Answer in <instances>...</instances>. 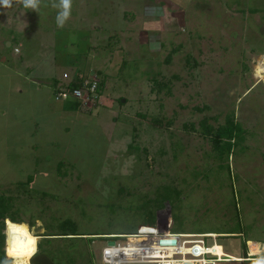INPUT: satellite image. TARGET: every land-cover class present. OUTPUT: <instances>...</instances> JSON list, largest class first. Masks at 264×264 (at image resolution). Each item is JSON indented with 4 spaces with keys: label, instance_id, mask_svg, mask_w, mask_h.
<instances>
[{
    "label": "rangeland",
    "instance_id": "374dc122",
    "mask_svg": "<svg viewBox=\"0 0 264 264\" xmlns=\"http://www.w3.org/2000/svg\"><path fill=\"white\" fill-rule=\"evenodd\" d=\"M53 3L0 7V190H21L12 215H40L31 228L5 220V257L6 221L37 243L47 222L86 233L68 236L143 232L167 203L173 232L239 231L203 237L234 256L245 239L258 240L249 252L264 243V0H72L63 27ZM51 70L61 83L95 71L102 92L87 107H96L50 119L34 92L51 99L52 89L34 77L46 82ZM228 113L243 139L218 160L209 138L183 124ZM84 238L57 241L64 264H104L108 239L94 238L88 255Z\"/></svg>",
    "mask_w": 264,
    "mask_h": 264
},
{
    "label": "trees",
    "instance_id": "16d2710c",
    "mask_svg": "<svg viewBox=\"0 0 264 264\" xmlns=\"http://www.w3.org/2000/svg\"><path fill=\"white\" fill-rule=\"evenodd\" d=\"M253 12H255V9L253 10ZM180 47V46H179ZM175 51V50H174ZM55 57V62L57 61V57ZM189 57V55H188ZM187 57V60L189 61L190 58ZM196 64V61H193V63L191 64L192 66H194ZM55 65V64H54ZM245 66V64H243V67ZM54 73V72H53ZM52 73L51 70V74L48 77V81H51V89H52V98H56L60 101H62L63 103V107L62 110H64L65 112H72V111H82L85 110L86 108H88L87 106H84L81 102L80 99H76L71 95H67L65 97H56L57 93L60 92L61 89H64L67 92H70L73 88H77L79 87L83 81L87 80H92V78L90 77L91 74H84V73H80L77 70L74 72V74L72 75H68L71 76V80H68L65 83H61L60 80L54 76V74ZM67 73V72H66ZM91 73V72H90ZM74 77V79H73ZM35 79H37V81L39 82L40 85H42L43 83L45 84L46 82L43 81L42 79H40V76H35ZM51 78V80H50ZM67 78V77H66ZM94 79H97V86L95 89V93L96 94H100L101 91V80L97 77L95 71H94ZM40 80V81H39ZM36 84V83H35ZM202 106H194V109L198 110V111H203L205 109H211V106L207 103L205 104H201ZM94 106L89 107L88 111H91ZM209 117H211V119H217L218 115H212V116H208V118L206 116L198 119L196 122L194 121H190L187 123H184V127L185 128H189L191 130H198L200 131V134L205 137V138H209V141L211 143V147L212 150L214 152V156L216 159L218 160H227L228 157L230 156L231 153H233V151L236 148V144L239 140L243 139V127L240 125V123L238 121H236L234 119V116L231 113L226 114L224 122L222 123H217L216 125L212 124L211 122H208ZM197 125V126H195ZM162 151V150H161ZM163 152V151H162ZM220 168H224L226 167L227 170L229 171L228 168V164L223 165V164H219ZM27 182H30V178H28ZM21 193V190H14L11 188H7L4 189L3 191L0 190V261L4 260L5 257V235H4V226H5V220L6 219H10L12 222H16V223H26L27 226L29 228L36 226V221H40V215L36 214V215H31L33 219L30 218V220H24L21 217H16L14 215H12L9 212V209L11 207V203L12 200L14 198V195H16V193ZM176 192L179 193V190H176ZM13 207V206H12ZM42 217V216H41ZM49 223H45L46 227H44V232L39 233L38 235L41 236L40 240L38 241L36 247H37V251L35 253V255H33L30 258V264H64V251L67 245H63L62 243L59 244L57 241L59 240H72V239H82L84 238L86 247H87V253L88 255L93 254L91 251V246L90 243L93 241L94 238H99V239H110L107 236L104 235H97V236H68V235H86V233H77V232H55L52 229H50L47 225ZM51 225V224H50ZM148 226H153V224H148ZM210 232H214V231H195L193 233H210ZM216 233H239V231H234V230H230V231H219ZM94 234H103V233H94ZM89 235V234H88ZM224 235V234H222ZM233 235V234H232ZM235 235H239V234H235ZM221 236V235H218ZM217 236V237H218ZM248 240H254V239H245L242 242V246H241V252L240 255L238 256H234V257H238L241 261V259H243V261H248L250 262L251 259H249V255H248V246H247V241ZM254 241H258V240H254ZM71 242V241H70ZM72 243V242H71ZM219 244V243H216ZM226 253V252H225ZM228 254V253H227ZM230 255V254H229ZM226 257V256H225ZM13 261H15V259H13Z\"/></svg>",
    "mask_w": 264,
    "mask_h": 264
},
{
    "label": "built area",
    "instance_id": "2783aa9c",
    "mask_svg": "<svg viewBox=\"0 0 264 264\" xmlns=\"http://www.w3.org/2000/svg\"><path fill=\"white\" fill-rule=\"evenodd\" d=\"M64 76L66 77L67 73H64ZM97 81L94 78L87 79L70 92L61 89L56 97L71 95L80 99L84 106L88 103L92 105L94 100L100 97V94L95 93ZM165 217L166 220L157 217L151 231L104 235L112 239L114 243L107 244L106 241V244L102 246L101 261L104 264H196V262L213 264L211 257L217 260L225 256L232 257L226 253L216 254L212 250L215 243L205 245L203 237L209 236L214 239L218 236L217 234L211 236L209 233L173 232L170 230L171 218L168 215ZM118 238L122 240H117Z\"/></svg>",
    "mask_w": 264,
    "mask_h": 264
},
{
    "label": "clouds",
    "instance_id": "9594fccd",
    "mask_svg": "<svg viewBox=\"0 0 264 264\" xmlns=\"http://www.w3.org/2000/svg\"><path fill=\"white\" fill-rule=\"evenodd\" d=\"M16 2L22 4L24 8H30L34 11L38 10L40 5V0H16ZM12 4L13 0H0V7L2 8L11 7ZM52 6L60 9V11L57 12L56 24L57 27H63L71 15L72 0H58V3H53ZM6 223L9 225L13 235L11 245L6 249V258L0 261V264H10L9 257L16 259L17 264H27V261L35 255L37 251L36 245L38 238L29 233L26 225H17L10 221H6ZM249 257H254L251 259V264H264V250L259 246L250 249ZM223 258L232 259V257L228 256Z\"/></svg>",
    "mask_w": 264,
    "mask_h": 264
},
{
    "label": "crops",
    "instance_id": "0c3cea01",
    "mask_svg": "<svg viewBox=\"0 0 264 264\" xmlns=\"http://www.w3.org/2000/svg\"><path fill=\"white\" fill-rule=\"evenodd\" d=\"M8 44H11V42H8ZM1 62H2V64H4L3 63V61L1 60ZM49 74H51V71H50V73ZM50 81H47L46 82V84H44V85H46L47 86V88L48 89H51L49 86H50ZM34 87V86H33ZM1 88H2V86H1ZM0 88V91L1 90H3V89H1ZM34 88H36V87H34ZM41 91V90H40ZM45 91V90H44ZM20 92H21V90H20ZM35 94H34V96H35V100H38L39 101V103L40 104H43V106H47V108L49 109H51V110H53L52 112L55 114V116H54V114L52 115V118H50V119H59V117L60 116H62L63 115V113L65 112L64 110H62V107H63V103H62V101H60V102H58L57 100H54L53 98H52V96H50L51 97V99H49V97L48 96H46L45 95V93L42 91V92H39V93H37V90H35V92H34ZM32 95V94H31ZM34 100V101H35ZM53 101H55V102H58V103H56V104H54L55 102H53ZM53 102V103H52ZM60 103V104H59ZM69 113H76V112H69ZM10 220V219H9ZM11 221V220H10ZM24 224H26V223H24ZM27 225V224H26ZM30 233V232H29ZM31 235H33L32 233H30Z\"/></svg>",
    "mask_w": 264,
    "mask_h": 264
},
{
    "label": "bare ground",
    "instance_id": "6f19581e",
    "mask_svg": "<svg viewBox=\"0 0 264 264\" xmlns=\"http://www.w3.org/2000/svg\"><path fill=\"white\" fill-rule=\"evenodd\" d=\"M258 72H262V71L258 70ZM212 234H215V233H212ZM12 235L13 234L11 233L10 228H8V231L6 233V249L8 247H10V245H11ZM259 247L264 248V243L259 244ZM212 250L216 254H219V255H222L224 253L220 244H215V246L212 248ZM232 259L233 260H240L238 257H234V256H232ZM196 264H200V262H196Z\"/></svg>",
    "mask_w": 264,
    "mask_h": 264
},
{
    "label": "water",
    "instance_id": "95a60500",
    "mask_svg": "<svg viewBox=\"0 0 264 264\" xmlns=\"http://www.w3.org/2000/svg\"><path fill=\"white\" fill-rule=\"evenodd\" d=\"M165 209L167 210V213H168L169 218H171L170 206L168 205V203L165 205ZM161 211H163V210H159L157 212V217H158V215L160 214ZM157 217H156V219H157ZM113 243H114V241L112 239L107 240V244H113Z\"/></svg>",
    "mask_w": 264,
    "mask_h": 264
}]
</instances>
